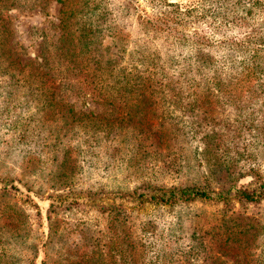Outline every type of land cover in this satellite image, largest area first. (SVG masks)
<instances>
[{
	"label": "rangeland",
	"instance_id": "rangeland-1",
	"mask_svg": "<svg viewBox=\"0 0 264 264\" xmlns=\"http://www.w3.org/2000/svg\"><path fill=\"white\" fill-rule=\"evenodd\" d=\"M36 1L0 9V264H114L121 248L128 264H264V200L130 201L264 184V0H109L104 17L67 0L78 63L58 56L62 6Z\"/></svg>",
	"mask_w": 264,
	"mask_h": 264
},
{
	"label": "trees",
	"instance_id": "trees-1",
	"mask_svg": "<svg viewBox=\"0 0 264 264\" xmlns=\"http://www.w3.org/2000/svg\"><path fill=\"white\" fill-rule=\"evenodd\" d=\"M45 1H48V0H45ZM55 1L62 6L59 12L60 14L59 26L62 29V31H60V37L58 39L61 42L60 47L58 49V52H59L58 56L59 58H65L68 56V54H70L72 61H74V63H78L80 60V57L76 53L75 48H73L74 39L71 42H69V45H68V38L73 37L74 33L70 34V31L66 32L67 31L66 29L70 28L67 22L73 16L75 8L74 10H69V9L66 10L64 7H65L67 0H55ZM8 3H10V0H0V9H8L7 8ZM35 5L36 6L39 5L38 0L35 2ZM112 5L113 4L109 2V0H96V10H100L103 12L102 17H104L106 14L107 15L113 14V13L116 14L117 9L116 7L113 8L114 6ZM85 34L88 36L90 35L87 32ZM66 46H67V49H65ZM70 48H72V51H75V52L71 53L72 51H70ZM27 66L28 64H25V63H23L22 66L20 64L21 69H24V70ZM45 68L47 69V67ZM54 73H53V69L46 71L43 67H37V68H34V73L30 72L29 75L31 74L32 76H34V81L38 82L42 87L44 85H47V87H49V86L55 85L57 82L60 81L59 75H57V73L56 74ZM105 74L108 75V72H106ZM124 77L126 80V84H128L129 86H133L130 80L135 78L136 76L132 74L126 75L124 73ZM101 78L102 80L100 82L103 84V81H105L104 86H107V78H105L104 76H102ZM133 83H136V80H134ZM138 83H140V88H142L141 86L142 82H138ZM153 83H154L153 81L149 80L145 84L146 88L152 86ZM160 86H162L161 83H160ZM41 90L43 91V89ZM45 97H46L45 99L49 103H51L52 101H55L52 95H46ZM98 97L104 98V101L106 103H110V102L114 103V101L112 100L113 99L112 95L108 91L106 92L104 96L98 95ZM116 97H118L120 100L127 99L124 93L118 94V96ZM144 99L146 100L147 98L142 97L140 98L139 102H142V100ZM10 189L11 188H8L5 185L2 188H0V192L9 191ZM232 198L236 199L237 201H242V202L249 203V204L261 202L264 200V184L260 185L259 188L254 189V190L253 189L251 190L248 188L247 189L246 188L245 189H239V188L235 189L233 186H230V185L228 188H226L225 191H223V189L219 191H215L209 186H203V187L187 186V187H181V188L158 187V188L152 189L149 192L135 191L130 194V201L132 202L131 208H134L135 205L144 206L147 204L156 205V206H175L176 204H179V203H189V202H195V201L216 202V203H222L224 205H228ZM127 208H128V205L124 206V204H122L116 207L115 204H112L109 207V211H110V214L112 215L114 214L116 219H118L126 215L125 210ZM18 216L19 217H15L16 224L19 226H22V224H24L25 222V218L23 215H20V214ZM16 229H18V227L15 228V230ZM120 252H121V255L124 257L123 258L124 260L119 261L115 256H113L111 258L112 261L114 262V264H121V262L123 261H124L123 262L124 264H128L129 262H127V258H126L128 256L124 254V249L121 248ZM130 257L131 259H129V261H136L137 254H132L130 255ZM96 264H97V260H96Z\"/></svg>",
	"mask_w": 264,
	"mask_h": 264
}]
</instances>
